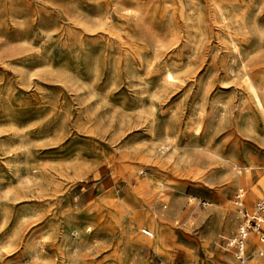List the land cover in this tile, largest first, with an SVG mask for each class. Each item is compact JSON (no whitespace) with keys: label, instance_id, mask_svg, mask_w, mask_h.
I'll use <instances>...</instances> for the list:
<instances>
[{"label":"rangeland","instance_id":"1","mask_svg":"<svg viewBox=\"0 0 264 264\" xmlns=\"http://www.w3.org/2000/svg\"><path fill=\"white\" fill-rule=\"evenodd\" d=\"M253 90L264 0H0V264H233Z\"/></svg>","mask_w":264,"mask_h":264},{"label":"built area","instance_id":"2","mask_svg":"<svg viewBox=\"0 0 264 264\" xmlns=\"http://www.w3.org/2000/svg\"><path fill=\"white\" fill-rule=\"evenodd\" d=\"M242 197V192L238 190L235 193V202L238 204L239 225L236 232L226 240L227 247L234 254L233 264L244 262L246 240L250 234L258 236L261 245L257 247V252L264 257V197L256 202L251 214L240 205ZM141 232L149 238L153 237V232L148 229H142Z\"/></svg>","mask_w":264,"mask_h":264},{"label":"bare ground","instance_id":"3","mask_svg":"<svg viewBox=\"0 0 264 264\" xmlns=\"http://www.w3.org/2000/svg\"><path fill=\"white\" fill-rule=\"evenodd\" d=\"M252 94H253V100H254V103H255L256 107L260 111V114L262 115V117H264V96L259 94L256 90H253ZM262 167H264V165L260 166L259 168H262ZM259 168H257V169H259ZM245 170H247V168ZM248 180H249V176H246L245 179H241L240 178V179L236 180L235 183L240 186L239 187L240 191H243L242 186L245 185L246 182H248ZM258 185L264 186V175H261L259 177V180H258L257 184L250 189V193H249L250 196H255V195H257L259 193L260 190L258 188ZM164 216H165V213L163 211H159L156 214V217H157L156 219H157V221L160 222V227L162 225V221L164 219ZM249 238H250V236L247 237L246 244H247V241L249 240ZM251 241H252L253 244H255V245L257 244V246L261 245V243L258 240L256 241L255 237L251 238ZM134 243H135V245H139L140 247H143L144 245L148 244L146 242H143V240L142 241L136 240ZM222 258L230 259V257L229 258L228 257H222ZM249 264H264V257H262V259L258 258V256H257V258H252V260L250 261Z\"/></svg>","mask_w":264,"mask_h":264},{"label":"crops","instance_id":"4","mask_svg":"<svg viewBox=\"0 0 264 264\" xmlns=\"http://www.w3.org/2000/svg\"><path fill=\"white\" fill-rule=\"evenodd\" d=\"M249 236H250V238H251V236H252V238H253V237H256V238L258 239V236L255 235V234H250ZM250 238H249V239H250Z\"/></svg>","mask_w":264,"mask_h":264}]
</instances>
